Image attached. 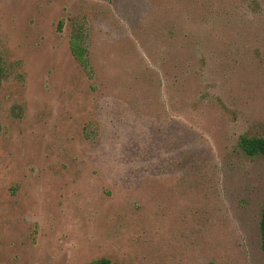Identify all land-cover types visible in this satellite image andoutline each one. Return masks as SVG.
I'll return each mask as SVG.
<instances>
[{
	"label": "rangeland",
	"instance_id": "rangeland-1",
	"mask_svg": "<svg viewBox=\"0 0 264 264\" xmlns=\"http://www.w3.org/2000/svg\"><path fill=\"white\" fill-rule=\"evenodd\" d=\"M0 54V264H264V0H0Z\"/></svg>",
	"mask_w": 264,
	"mask_h": 264
},
{
	"label": "trees",
	"instance_id": "trees-1",
	"mask_svg": "<svg viewBox=\"0 0 264 264\" xmlns=\"http://www.w3.org/2000/svg\"><path fill=\"white\" fill-rule=\"evenodd\" d=\"M82 34L75 33L72 36L71 40V48L73 54L80 60L83 65H87V58H86V49L84 48L82 42ZM5 75V62L0 54V83ZM239 147L242 151L250 156V157H257L264 155V138L259 136H250L247 134H243L238 142ZM260 231H261V246L264 250V208L261 212L260 218ZM99 262V261H97ZM101 262L108 264L107 260H101Z\"/></svg>",
	"mask_w": 264,
	"mask_h": 264
}]
</instances>
